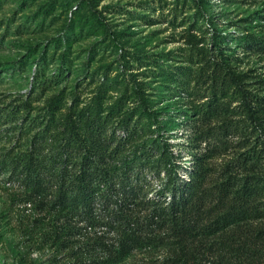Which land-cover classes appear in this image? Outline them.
Wrapping results in <instances>:
<instances>
[{
    "label": "trees",
    "instance_id": "obj_1",
    "mask_svg": "<svg viewBox=\"0 0 264 264\" xmlns=\"http://www.w3.org/2000/svg\"><path fill=\"white\" fill-rule=\"evenodd\" d=\"M216 32L208 42L188 32L195 68L173 72L182 94L200 93L188 165L164 137L137 74L106 71L87 102L73 92L60 111V92L50 96L43 125L6 163L31 198L78 217L79 249L93 239L90 263L127 264L148 253L144 264H264V78L238 69ZM241 41L246 53L264 56V36ZM113 89L122 93L107 103Z\"/></svg>",
    "mask_w": 264,
    "mask_h": 264
},
{
    "label": "rangeland",
    "instance_id": "obj_2",
    "mask_svg": "<svg viewBox=\"0 0 264 264\" xmlns=\"http://www.w3.org/2000/svg\"><path fill=\"white\" fill-rule=\"evenodd\" d=\"M261 15L264 0H205L199 9L192 0H0V264H92L93 239L79 249L85 230L78 217L41 205L7 169L43 125L50 96L60 92L63 111L73 92L83 102L95 94L102 71L119 79L136 73L164 137L188 165L200 93L188 98L173 81L175 67L195 68L185 36L208 42L215 27L222 49L238 56L237 68L264 78V56L246 53L241 41L264 36ZM121 93L107 90L106 102Z\"/></svg>",
    "mask_w": 264,
    "mask_h": 264
}]
</instances>
